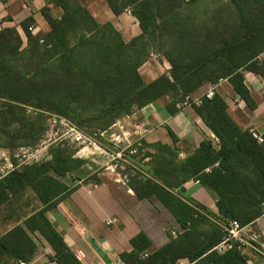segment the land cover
Returning <instances> with one entry per match:
<instances>
[{
  "label": "trees",
  "instance_id": "obj_1",
  "mask_svg": "<svg viewBox=\"0 0 264 264\" xmlns=\"http://www.w3.org/2000/svg\"><path fill=\"white\" fill-rule=\"evenodd\" d=\"M197 1L106 0L115 15L129 8L139 23L142 34L126 43L111 23L99 24L76 0H55L63 14L54 19L47 8L43 9L49 33L36 36L29 31L33 18L20 24L28 50L16 27L0 28V97L66 117L95 137L134 109L141 110L165 96L173 99L170 109L174 114L186 96L192 97L201 87L225 78H231L239 95L254 109L241 71L264 77V0H228L232 9L221 6L222 11L213 16L214 25L198 21L195 15H184ZM152 53H161L171 69L148 82L139 68ZM193 109L219 140V148L205 141L183 164L162 157L157 167L147 171L173 190L181 185L171 181L174 176L183 182L200 180L219 196L213 217L224 225L235 220L245 228L264 215V135L260 144L250 130H242L227 113L226 101L219 94ZM26 111L38 119L45 115L0 100L1 149L33 145L43 133L35 121L26 119ZM163 149L171 152L169 147ZM49 155L50 161L23 166L0 179V208L29 188L43 204L24 222L25 227L16 226L0 238V264H28L33 259L37 245L27 231L44 238L53 252L50 259L57 264H81L46 213L70 193L60 178L80 169L84 161L69 156L62 143L51 146ZM147 158L154 161L157 157L147 153L143 159ZM164 161L172 168L166 169ZM135 163L140 166V162ZM207 169L210 171L205 172ZM136 173L142 179L128 185L137 197H156L183 231L176 237L170 234L171 241L154 251L143 235L133 238V250L119 255L123 264H175L183 260L247 264L242 250L213 251L226 235L222 226L154 180ZM91 180L98 182L96 176ZM179 193L184 194L182 190Z\"/></svg>",
  "mask_w": 264,
  "mask_h": 264
},
{
  "label": "crops",
  "instance_id": "obj_2",
  "mask_svg": "<svg viewBox=\"0 0 264 264\" xmlns=\"http://www.w3.org/2000/svg\"><path fill=\"white\" fill-rule=\"evenodd\" d=\"M54 2L55 0H0V28L16 27L26 43L20 24L33 18L35 35L44 36L49 33L50 26L43 15V9L47 8L54 19L61 18L63 14L61 7ZM76 3L86 8L99 24L111 23L126 43L142 34L139 23L129 8L124 9L120 15H115L106 0H76ZM152 54L139 68V73L148 82L169 74L171 69L161 53ZM241 74L243 86L255 105L254 109L239 95L231 78L219 81L216 94L224 98L227 113L242 130H254L263 136L264 77L246 69ZM208 87L209 85L201 87L192 97L201 96ZM173 102V99L165 96L137 110L141 124L147 131V153L157 157L154 161L145 159V162L151 163L152 168L157 167L162 157L172 159L176 165L183 164L205 141H211L216 149L219 148L214 141V134L193 107H177L178 111L173 114L170 109ZM163 146L169 147L171 152H167ZM2 155H6V151H0V157ZM164 162L166 169L172 168V165ZM209 171L207 169L205 172ZM93 176L98 179L97 183L91 180ZM170 179L181 184L175 191L182 190V196L208 214H217L216 203L219 196L212 187L202 186L196 178L187 182H183L179 176ZM60 181L68 187L70 193L56 208L48 211L46 217L68 248L76 257L82 258L83 264H123L119 255L133 250L130 243L133 238L143 235L149 249L154 251L171 241L172 230H180L175 218L156 197L139 199L129 187L128 181L110 168L91 173L71 185L63 178ZM42 208L43 204L31 188L16 197H10L0 208V238L16 226L25 227L24 222ZM108 219L115 222L110 227L106 226ZM27 232L37 245L36 253L28 264H57L50 259L53 252L44 238L38 232ZM243 234L256 246L242 250L247 264H264V215L245 227Z\"/></svg>",
  "mask_w": 264,
  "mask_h": 264
},
{
  "label": "rangeland",
  "instance_id": "obj_3",
  "mask_svg": "<svg viewBox=\"0 0 264 264\" xmlns=\"http://www.w3.org/2000/svg\"><path fill=\"white\" fill-rule=\"evenodd\" d=\"M221 6L232 9L230 8L231 5L228 0H199L188 6L184 10V15H195L198 21H208L211 25H214L216 20L213 16L218 15L222 11L220 9ZM231 20L232 17L228 21ZM27 44L24 47L25 49L28 48ZM261 58H264V54ZM25 117L30 121H35L34 123L37 124V127L43 133L33 145L14 150L0 148V151H6V155L16 164L26 166L43 161H50L49 149L53 145L62 143L63 148L66 149L69 156L84 161V165L80 169L63 178L70 185L104 168L114 170L128 182L142 179L136 173L138 170L63 119L49 114H45L42 118L38 119V116L31 111H26ZM114 125L116 126H112V129L109 128L107 131L100 133L97 138L115 148L122 155L129 158L132 157L136 162H140V166L144 169H151V163L145 162L143 159V156L147 154L148 143L145 141L147 133L141 131V128L144 129V126L141 124V117L137 114V109L132 111L129 118L126 116ZM14 128L19 127L16 126ZM139 131L140 133H138ZM2 142L6 145V141ZM0 162H3L2 159H0ZM142 176L146 177L144 174Z\"/></svg>",
  "mask_w": 264,
  "mask_h": 264
},
{
  "label": "built area",
  "instance_id": "obj_4",
  "mask_svg": "<svg viewBox=\"0 0 264 264\" xmlns=\"http://www.w3.org/2000/svg\"><path fill=\"white\" fill-rule=\"evenodd\" d=\"M29 31L35 32L36 31L35 27L31 26L29 28ZM218 85H219V83L215 84V85H210L208 87V89L201 96H199L197 98H193L191 96H186L184 101L179 105L180 108L193 107L194 105L199 106L203 103L204 99L212 100L216 95ZM141 131L143 133H147L145 128L144 129L141 128ZM138 133H140V131ZM251 133L253 134L254 138H256L258 140V142L260 144L263 143V136L261 134H259L258 132L254 131V130H251ZM214 141H215V143L219 144V140L216 137L214 138ZM0 159H2V161H3V162H0V179L5 177L9 173L16 171V170H19L21 167H23L22 164H16L15 162H13L7 155H2L0 157ZM114 223L115 222L113 219H108L106 221V226L110 227ZM225 226L229 227L230 230L223 227L226 231V235L224 236L223 240L213 248V251L217 252L218 254H225V253L233 251V250H243L245 248L250 247V245L242 239V237L244 236V234H243L244 228H242L237 221L230 220L228 222V225H225ZM182 231L183 230L180 228V230L178 232L172 230L170 232V234L172 237H176ZM46 252H48V250H46ZM146 257H147V254H144L143 258H146ZM77 259L81 264H83L82 258L80 259L79 257H77ZM112 264H119V263H112ZM175 264H197V263L196 262H188L186 260H183V261H178Z\"/></svg>",
  "mask_w": 264,
  "mask_h": 264
},
{
  "label": "water",
  "instance_id": "obj_5",
  "mask_svg": "<svg viewBox=\"0 0 264 264\" xmlns=\"http://www.w3.org/2000/svg\"><path fill=\"white\" fill-rule=\"evenodd\" d=\"M0 100L3 101H7V102H11L17 105H22L25 107H28L30 109L45 113V114H49L52 115L54 117L63 119L65 121H67L71 126H73L74 128H76L77 130H79L80 132H82L83 134L89 136L90 138H92L95 142L99 143L101 146H103L105 149H107L108 151H110L111 153H113L114 155L120 157L121 160L125 161L126 163H128L130 166L134 167L136 170H138L139 172H141L142 174H144L146 177L154 180L156 183L160 184L162 187H164L166 190H168L169 192L175 194L177 197H179L181 200H183L185 203H187L188 205H190L191 207H193L194 209H196L197 211L201 212L202 214L206 215L209 219H211L212 221L216 222L217 224H219L220 226L230 230L229 227L223 225L220 221H218L216 218H214L212 215L208 214L207 212H205L203 209H201L199 206L195 205L193 202H191L190 200L186 199L184 196H182L179 192L171 189L170 187H168L167 185H165L163 182H161L160 180H158L157 178H155L154 176H152L149 172H147L146 170H144L141 166L137 165L134 161H132L129 157L122 155L120 152H118L115 148H113L112 146H110L109 144L105 143L103 140L91 135L90 133H88L87 131H85L84 129L80 128L79 126H77L73 121L67 119L66 117H63L61 115L52 113V112H48L45 110H41L38 108H34L31 106H27L25 104H22L20 102H16L13 100H9L6 98H2L0 97ZM242 239L244 241H246L250 246H252L253 248H256V246L250 242L249 240H247V238H245L244 236L242 237Z\"/></svg>",
  "mask_w": 264,
  "mask_h": 264
}]
</instances>
